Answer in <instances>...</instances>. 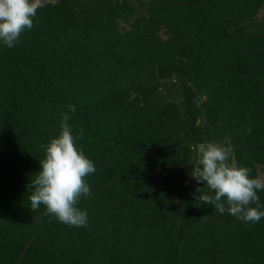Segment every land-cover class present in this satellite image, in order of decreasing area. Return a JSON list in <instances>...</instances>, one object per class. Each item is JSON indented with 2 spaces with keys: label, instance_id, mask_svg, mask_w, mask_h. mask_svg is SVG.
<instances>
[{
  "label": "trees",
  "instance_id": "obj_1",
  "mask_svg": "<svg viewBox=\"0 0 264 264\" xmlns=\"http://www.w3.org/2000/svg\"><path fill=\"white\" fill-rule=\"evenodd\" d=\"M72 1L42 5L32 29L21 34L8 52L10 61L0 68V198L9 206L8 188L26 197L22 153L25 146L32 148L34 138L21 122L41 111L44 102L48 117L43 123L57 125L59 134L63 115L75 105L69 124L74 135L83 130L78 146L96 167L87 177L94 203L78 204L87 211L89 223L70 226L45 212L35 221L25 212H14L18 206L1 208L0 264H155L161 254L166 256L163 264H264V217L235 225L190 218L193 194L203 186L188 175L191 146L207 141L209 128L197 121L199 113L186 107L183 98L174 99L184 93L176 77L189 70L208 104L216 105L209 118L238 139L237 161L250 167L254 177V165H264V31L248 32L246 25L263 0H211L205 9L198 3L185 57L170 63L164 41L146 35L143 46L159 74L144 82L137 81L140 73L135 69L112 75L118 58L110 59L112 45L98 38L106 26L66 12ZM210 12H218L232 28L225 37L229 48L204 38ZM239 36L243 40L235 39ZM123 54L118 57L123 59ZM76 79L88 83L74 100L59 104ZM133 100L131 119L124 113ZM165 108L171 112L161 115ZM16 111L23 116L13 117ZM153 116L169 118L174 141L185 144L177 171L163 182L155 178L163 164L148 155L151 146L144 134ZM258 195L264 204V191ZM201 211L210 218L219 212L207 204ZM162 223L169 239L156 249L152 230Z\"/></svg>",
  "mask_w": 264,
  "mask_h": 264
},
{
  "label": "rangeland",
  "instance_id": "obj_2",
  "mask_svg": "<svg viewBox=\"0 0 264 264\" xmlns=\"http://www.w3.org/2000/svg\"><path fill=\"white\" fill-rule=\"evenodd\" d=\"M58 1L60 0H42V5L56 3ZM210 1L211 0H73L65 11L74 12L77 16L89 20L91 23L99 20V23L97 22L99 26H106L101 28L98 38L112 45L108 54L109 58L112 60H114L113 58H118L113 62L117 67L116 72L112 75H116L122 68L125 70L135 69L138 74L140 73V76L137 75V81L144 82L149 78L155 79L159 73L153 67L149 53H146V49H144L146 47L143 46V38L146 35L152 34L162 39L169 52V63L176 57L184 58L187 49V31L191 27V23L194 19L192 13L197 12L196 5L198 3L201 4V8L205 9ZM71 4L72 6L70 7ZM246 27L247 31H252L253 29L264 31V0L257 7L256 11L249 19V25H246ZM229 33H232V28L229 27L224 19L222 20L219 18L218 12H210L205 23L204 38L209 39L213 43H219L221 47L229 48L231 46L230 41H227L225 38ZM235 39L243 40L240 36ZM236 43H238V41H236ZM113 46H117V48ZM208 46L214 50L216 49L213 44ZM13 48L14 47L9 48L3 43H0V68L5 62L10 61L7 55ZM120 51L125 53L123 54V59L118 57ZM176 78L183 86L184 93L181 96H174V99L179 100L183 98L186 107L192 110L196 109V113H199L197 121H202L204 124H207L209 128L207 141L228 138L234 147V155L237 159L240 155L238 139L228 135L223 126L214 117L211 119L209 118L211 112L215 111L216 105L208 104L206 100L207 95L197 87L193 74L189 70H186L183 76ZM74 82V86L70 84L68 87L69 91L65 93L67 96L64 95L60 97L61 100L59 104H65L70 102V100H74L75 97L79 95L78 93L81 92L79 89L88 83L86 79L81 82L79 79H76ZM159 87V90H163L164 85L161 84ZM42 104L43 109L41 108V111H33L27 121L21 122L23 126H25L24 130L26 132L28 131V134L32 132L34 138V140L30 138L31 141H33L32 148L27 150L25 146V152L22 153V158L27 165L23 173L25 176V184L23 186L27 191L26 197L23 198L18 193V189L8 188V195L10 197L8 200L9 206L4 204L3 198H0V209L15 208L18 206V209L14 212H25V217L35 221L41 220L37 216L45 212L46 208L44 205H41L36 211H32L28 198V188L26 186L30 183L31 177H34L36 172L40 169L39 160L45 158L46 146L52 138L58 135L57 125L51 124V126H48L43 123L46 120L44 118L48 117L46 112L48 106H46L44 102ZM125 110L124 115L132 119L135 113V101H130L129 104L126 105ZM170 112L171 108H165L160 114L166 115ZM12 115L16 118L23 116V114L18 111L12 113ZM167 122H169V118L153 116L150 125L144 132L151 146L148 150V155L152 158L156 157L158 164H163V167L157 170L155 177L160 182L164 181V177L177 171L185 148V144H179L177 141H174L173 130ZM257 175L264 176V165L258 163L254 165V177ZM86 180L88 182L89 178H86ZM4 190L3 187L1 191L6 194ZM102 202L103 200H100L98 204ZM93 203L94 200L91 196H82L79 201L80 206L81 204L83 206H89ZM201 207H203V205L195 201L194 198L191 205L188 207V214L193 221L197 218L205 223L218 222L230 225H235V223L241 221L227 212L223 214L218 212L215 217L210 218L208 215L202 213ZM51 216L52 215H50V217ZM52 217L54 219V216ZM152 232L153 242L155 243L153 246L156 249L164 247L166 241L169 239L167 226L163 223L158 224L153 228ZM229 237H231V233H228L227 238ZM232 242L234 245H237L239 240L234 239ZM161 255L162 256L156 258L155 264H163V259L166 256L164 254Z\"/></svg>",
  "mask_w": 264,
  "mask_h": 264
},
{
  "label": "clouds",
  "instance_id": "obj_3",
  "mask_svg": "<svg viewBox=\"0 0 264 264\" xmlns=\"http://www.w3.org/2000/svg\"><path fill=\"white\" fill-rule=\"evenodd\" d=\"M42 0H0V43L15 47L21 34L33 27V18ZM61 120L59 134L46 146L40 169L31 177L28 188L30 208L41 205L45 215L75 227L88 226V213L78 207L80 198L91 195L86 178L95 173L94 161L78 146L80 133L73 134L69 124L75 105L68 106ZM250 133L251 128L247 129ZM194 156L188 174L198 185L195 201L227 212L246 223H256L264 217V204L258 192L264 191V176L252 177V169L238 163L234 147L228 138L208 140L191 146Z\"/></svg>",
  "mask_w": 264,
  "mask_h": 264
}]
</instances>
